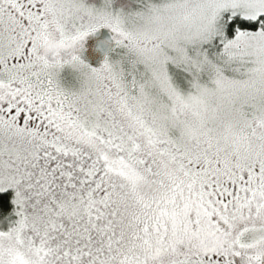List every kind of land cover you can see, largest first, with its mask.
Masks as SVG:
<instances>
[{
    "label": "snow or ice",
    "instance_id": "1",
    "mask_svg": "<svg viewBox=\"0 0 264 264\" xmlns=\"http://www.w3.org/2000/svg\"><path fill=\"white\" fill-rule=\"evenodd\" d=\"M0 264H264V0H0Z\"/></svg>",
    "mask_w": 264,
    "mask_h": 264
}]
</instances>
